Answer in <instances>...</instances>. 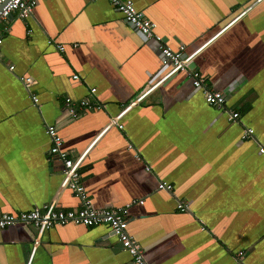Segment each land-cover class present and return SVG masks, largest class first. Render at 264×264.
Returning a JSON list of instances; mask_svg holds the SVG:
<instances>
[{
  "label": "crops",
  "instance_id": "1",
  "mask_svg": "<svg viewBox=\"0 0 264 264\" xmlns=\"http://www.w3.org/2000/svg\"><path fill=\"white\" fill-rule=\"evenodd\" d=\"M132 1L166 44L198 51L192 66L238 122L206 104L184 72L120 113L163 73L153 44L108 0H37L30 17L10 15L0 46V212L55 198L62 162L48 154L52 124L69 156L84 153L80 181L93 206L131 203L127 232L148 264H235L239 250L244 264H264V0ZM22 77L34 82L26 88ZM66 97L99 107L72 118ZM247 127L253 136L242 139ZM56 197L59 208L80 205L68 188ZM36 236L32 225L1 228L0 264H135L104 224Z\"/></svg>",
  "mask_w": 264,
  "mask_h": 264
},
{
  "label": "built area",
  "instance_id": "2",
  "mask_svg": "<svg viewBox=\"0 0 264 264\" xmlns=\"http://www.w3.org/2000/svg\"><path fill=\"white\" fill-rule=\"evenodd\" d=\"M113 8L120 12L123 20L133 26L142 36L143 40L151 43L154 49L158 52L163 73L153 82H150L139 94L120 112H124L128 107L139 102L148 92L155 89L157 86L168 80L177 72H184L190 76L194 89L198 90L204 102L213 106L227 114V119L231 124H235L239 120V113L226 105L225 94L221 90H215L208 86L204 76L196 68L192 66L197 50L190 53L185 52V46L179 44L177 49L172 48L161 36L155 32V22L149 20L141 11L136 9L132 0H108ZM260 0H255L258 2ZM37 0H0V46L3 41L4 34L10 28L9 17L14 14L16 18L26 19L33 12ZM50 43V40H48ZM59 51L64 50V46L60 43L55 44ZM10 70L13 65H9ZM78 75L73 74L72 79H77ZM23 85L28 88L34 81L30 77H22ZM95 88L89 90L92 97ZM30 97L35 104L37 98L34 94ZM99 107L92 103L90 98L82 99L74 106L69 98L64 99V109L67 114L72 117H78L83 111L88 108ZM119 115L113 117L108 126L117 123ZM118 127H122L118 124ZM45 133L50 140L48 154L55 156L62 162V179L56 192L57 194L64 188L70 189L80 201L79 207L75 209H63L57 207L55 198L52 201L43 204L41 207L33 208L27 211L16 213L0 212V229L14 224L32 225L37 230L35 244L38 242L41 234L54 225L77 224L83 226L107 225L111 233L117 238L122 250L126 251L133 259L135 264H148L143 257V248L141 244L127 232V224L129 220L128 208L131 203H126L117 207L99 208L94 207L86 195V190L80 181L79 167L84 157V153L71 157L66 150L62 149V138L57 133L56 127L52 124L45 125ZM253 136V129L250 127L244 128L241 138L246 139ZM258 152L264 156V146L258 147ZM148 170L149 168L146 167ZM158 189L170 191L172 185L159 181ZM141 202V201H139ZM177 207L180 211L186 210L187 206L184 202H178ZM244 253L239 250L234 255L235 264H244Z\"/></svg>",
  "mask_w": 264,
  "mask_h": 264
}]
</instances>
